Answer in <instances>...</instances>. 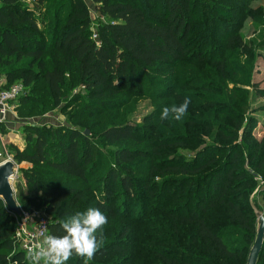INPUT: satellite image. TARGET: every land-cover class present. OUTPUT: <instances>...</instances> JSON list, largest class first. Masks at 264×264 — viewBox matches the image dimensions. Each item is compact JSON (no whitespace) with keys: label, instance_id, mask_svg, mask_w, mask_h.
<instances>
[{"label":"trees","instance_id":"trees-1","mask_svg":"<svg viewBox=\"0 0 264 264\" xmlns=\"http://www.w3.org/2000/svg\"><path fill=\"white\" fill-rule=\"evenodd\" d=\"M91 1L98 19L85 0H0L1 88L24 86L20 114L62 106L71 121L28 124L25 148L10 146L16 163L31 164L21 210L41 211L47 234L62 236L61 221L100 209L108 222L89 264H246L257 225L250 197L264 181V132L255 134L264 104L252 105L264 97L259 53L239 32L247 0ZM185 97L179 121L160 119ZM143 98L152 112L128 120ZM151 203L161 230L149 225ZM16 218L0 199V264H28Z\"/></svg>","mask_w":264,"mask_h":264},{"label":"rangeland","instance_id":"rangeland-1","mask_svg":"<svg viewBox=\"0 0 264 264\" xmlns=\"http://www.w3.org/2000/svg\"><path fill=\"white\" fill-rule=\"evenodd\" d=\"M25 1L31 5L33 4L32 0H25ZM85 1L87 2L88 6L90 7V9L92 11V17L94 19H98L99 16H98V14L95 13V7H94L92 1L91 0H85ZM250 15L254 16L258 19L254 20L251 17H249ZM239 22L241 23L239 32L243 35L244 40L246 42L254 43L255 44L254 48L259 53L258 61H257V67H256V73H255V82L258 83L261 88H264V42H261V40L264 38V0H247L245 7L243 9V12L241 13V15L239 17ZM93 24L96 25L97 21H95ZM259 42H261L260 44L263 46L260 47L258 45ZM220 44H222V43H220ZM5 84H6V78L2 74H0V87H4ZM73 93L74 92H72L70 94V96ZM263 104H264V97H262V96L255 97L253 102H252L253 107H258V105H263ZM12 106H13L12 111H13L14 115H16L21 120V124H19V127H21V128L28 125V124L29 125H35L38 127H43V126H47L50 124L55 125V126L63 125V124H68V125L71 124V121H68L69 111L61 110L62 106L60 108H57V109H54V110L47 112L45 115H35V116H31V117H27L26 115L20 114V113H22L23 110L22 111L16 110L17 106H19V102L13 103ZM131 109H133V111L129 114L128 120H131V121L137 122V123H141V120H143V118L145 116L149 115L152 112L153 107L151 106V101L148 98H143V99H138L136 101V103L132 106ZM255 114H256V116L259 117V121H260L255 134H257L258 136H261L264 132V110H259V111L255 112ZM87 131L90 132L89 130H87ZM94 140L99 144V146H101L103 148L104 153H108L109 155H111L112 152L115 150V148L113 146L103 143L98 134L94 135ZM0 155H1L0 156V162L7 159L6 149L4 147H2L0 149ZM9 157L12 158L11 156H9ZM22 169L23 168H21L20 166H18L16 164V175L11 180L12 186L14 188V192L16 195L17 202H19V200L17 198V194L20 193L21 189H25V186H26L25 185V179L22 177L23 176ZM258 180H259V183L257 186L258 187L257 190H260V191L256 195V197L254 198V202L257 201L261 207H264V191H263L264 190V183H262L263 181H261L260 177H258ZM248 199H249V195L245 197L244 204L248 205ZM19 208H20V205H19ZM20 210H21V208H20ZM150 212H155V214H156L155 216H157L158 220L157 219L153 220V222L149 223V225H152L154 230H156V229L161 230L163 228V225L161 224L162 218L159 217L161 215V212L155 211V205L153 203H151L149 205V212L148 213H150ZM36 213L39 215L42 214L41 211H34V212H32V215L35 216ZM20 219L21 218H16L15 227L17 226L18 221ZM156 220H157V222H156ZM255 223H256V220L254 219V224ZM158 234H160V233H158ZM146 236L154 238L155 242H157V244H158L159 239H157L155 237V233L149 232L148 234H146ZM144 242H145V239L142 241V243H144ZM144 244H145L146 248L147 247H153L152 243L148 244L147 242H145ZM154 246H156V245L154 244Z\"/></svg>","mask_w":264,"mask_h":264},{"label":"clouds","instance_id":"clouds-1","mask_svg":"<svg viewBox=\"0 0 264 264\" xmlns=\"http://www.w3.org/2000/svg\"><path fill=\"white\" fill-rule=\"evenodd\" d=\"M190 103V98L185 97L180 105L164 107L160 119L172 117L179 121ZM107 222L104 213L95 207L76 212L61 221L64 235L40 233L36 242L26 247L25 260L28 264H66L75 255L82 258L84 264H89L103 245V226Z\"/></svg>","mask_w":264,"mask_h":264},{"label":"built area","instance_id":"built-area-1","mask_svg":"<svg viewBox=\"0 0 264 264\" xmlns=\"http://www.w3.org/2000/svg\"><path fill=\"white\" fill-rule=\"evenodd\" d=\"M95 25L92 30L95 31ZM94 38L97 34L94 33ZM25 93L24 86L22 84H14L8 88L0 87V121H4L7 115L13 109V103L17 102L18 98ZM1 156V155H0ZM7 159H11L7 156ZM262 181V180H261ZM264 183V181L262 182ZM17 218H21L15 227L14 237L19 242V246L26 252V247L36 242V239L40 236V233L47 234L48 219L45 215L37 214L35 216L30 212H22L20 215H16Z\"/></svg>","mask_w":264,"mask_h":264},{"label":"water","instance_id":"water-1","mask_svg":"<svg viewBox=\"0 0 264 264\" xmlns=\"http://www.w3.org/2000/svg\"><path fill=\"white\" fill-rule=\"evenodd\" d=\"M86 135L89 134L88 131L85 132ZM16 175V162L11 159H5L0 162V199L4 202L7 210L14 214L20 215L21 210L16 199L14 188L12 186V178ZM258 190H256L250 197V205L254 211L257 219L256 225V237L252 247L250 248L247 263L246 264H257L260 253L264 245V214L257 208L254 202V195Z\"/></svg>","mask_w":264,"mask_h":264},{"label":"crops","instance_id":"crops-1","mask_svg":"<svg viewBox=\"0 0 264 264\" xmlns=\"http://www.w3.org/2000/svg\"><path fill=\"white\" fill-rule=\"evenodd\" d=\"M19 124H21V120L13 112L9 113L4 121H0V149L2 147L6 149V156L13 157L10 151L11 145L17 146L20 150L26 146L23 129L19 127ZM16 164L23 169L31 167L28 162Z\"/></svg>","mask_w":264,"mask_h":264}]
</instances>
